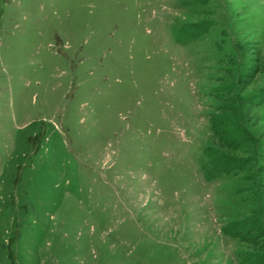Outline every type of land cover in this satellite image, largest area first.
Returning a JSON list of instances; mask_svg holds the SVG:
<instances>
[{
  "label": "rangeland",
  "instance_id": "rangeland-1",
  "mask_svg": "<svg viewBox=\"0 0 264 264\" xmlns=\"http://www.w3.org/2000/svg\"><path fill=\"white\" fill-rule=\"evenodd\" d=\"M0 264H264V0H0Z\"/></svg>",
  "mask_w": 264,
  "mask_h": 264
}]
</instances>
